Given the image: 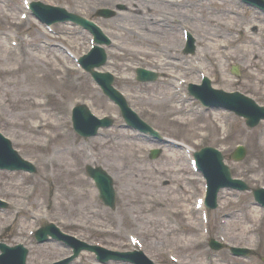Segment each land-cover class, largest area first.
<instances>
[{
  "label": "rangeland",
  "instance_id": "374dc122",
  "mask_svg": "<svg viewBox=\"0 0 264 264\" xmlns=\"http://www.w3.org/2000/svg\"><path fill=\"white\" fill-rule=\"evenodd\" d=\"M66 1L67 9L87 17L93 16L94 7L123 2L128 10L110 20H98L114 41L109 49L107 68L117 76L116 84L126 93L133 108L163 135L191 147L213 144L228 151L238 142L246 143L250 158L235 164L234 173L251 185L264 186V122L249 129L242 119L226 111H213L212 114L200 111L196 102L181 98L184 86L170 98V81L176 84L180 77L197 81L198 74L195 76L192 70L178 71L179 64L169 60L178 55L181 35L177 24L171 23L166 28L149 20L185 18L198 40L197 55L202 71L212 79L214 86L238 89L264 104V41L258 39V34L261 36L264 31V17L254 16L252 11L226 0V6L210 3L209 8L227 7L232 13L212 18L206 14L201 0L200 3L198 0L189 4L180 2L183 6L162 0ZM21 3L22 0H0V129L24 157L36 164L37 172L31 176L0 171V196L11 205L0 211V229L15 217L18 207L30 206L31 199L24 193L26 189L37 196L42 209L51 203L45 216L31 214L27 217L29 224L21 232L23 218L18 215L14 226H9L6 233L12 235L8 239L11 243L22 241L29 246L28 263L46 264L66 254L67 250L54 242L38 246L29 239V230L52 220L80 239L93 240L109 248H129L127 234H134L144 244V251L158 263L171 264L169 255H173L189 260V264H260L258 259L244 261L226 252L209 250L203 240L202 224L189 210L191 192L194 190L199 195L197 188L201 185L189 180L190 167L181 149L164 146L158 158L149 159L146 150L152 145L121 129L117 110L98 92L87 75L74 70L70 59L66 62L61 48L79 55L88 48V33L68 24H56L47 31L29 16L20 18ZM217 17L233 20L228 31L230 37L226 30L220 31L217 20L214 21ZM249 24L256 25L257 31L247 34ZM242 31L244 43H237ZM140 34L147 41H142ZM220 35H226L223 39L226 48H222L224 57L220 55L219 61L214 63L206 58L204 50L207 42L211 49L215 40L221 44ZM137 45L148 53L121 54L124 47L138 49ZM261 45L263 48L259 47ZM231 63L240 66L238 78L229 72L227 64ZM135 65L177 77L165 76L155 83H137L132 80ZM74 100L89 103L98 115H115V126L100 130L96 137L86 141L70 131V136L64 135L62 131L67 127L71 130L68 111ZM59 124L62 126L56 128ZM222 126L229 130L228 134L223 133ZM206 131L210 132L209 136L204 135ZM49 134L52 139L47 137ZM72 141L74 146L79 144L81 148L71 149ZM128 144L132 145L130 151H127ZM86 163L100 164L115 177L119 198L114 210L96 199L93 186L83 174ZM164 179L168 180L166 184L161 181ZM17 182H21V186H17ZM249 196L223 192L218 209L210 213L208 227L215 236H223L233 244L257 245L264 254V215L252 206ZM130 207L135 215L128 213ZM35 213L39 211L34 209ZM72 264L96 263L83 253Z\"/></svg>",
  "mask_w": 264,
  "mask_h": 264
},
{
  "label": "bare ground",
  "instance_id": "6f19581e",
  "mask_svg": "<svg viewBox=\"0 0 264 264\" xmlns=\"http://www.w3.org/2000/svg\"><path fill=\"white\" fill-rule=\"evenodd\" d=\"M216 32H217V31H216ZM141 40L144 41V39H141ZM212 46H214L213 49H216V50H219V49H220V46H219V47L217 46V42H216V40L214 41V43L212 44ZM132 49H133V48H132ZM133 50H134V49H133ZM124 51H125V50H124ZM124 53H125V52H124ZM126 53H135V54H136V53H144V51L139 47L138 49H136V50H134V51H131V50H128V49H127V50H126ZM46 125H47V124H46ZM127 147H128V149H129V150L127 149V151H130V149L132 150V145L128 144ZM127 151H126L125 153H129V152H127ZM118 159H119V160H122L123 158H122V157H119ZM16 185H17V186H21V182H17ZM184 199H185V198H184ZM185 200H186V199H185ZM174 201H175V200H174ZM180 207H181V206H180ZM252 216H253L252 214L249 215V218H250L251 220H253ZM245 227H246V226H244V228H245Z\"/></svg>",
  "mask_w": 264,
  "mask_h": 264
}]
</instances>
